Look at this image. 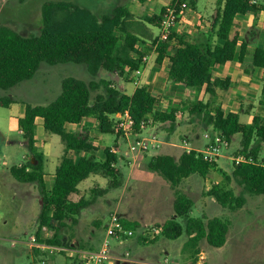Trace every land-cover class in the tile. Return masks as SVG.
Masks as SVG:
<instances>
[{
    "label": "trees",
    "instance_id": "1",
    "mask_svg": "<svg viewBox=\"0 0 264 264\" xmlns=\"http://www.w3.org/2000/svg\"><path fill=\"white\" fill-rule=\"evenodd\" d=\"M164 12L165 9L160 15L151 16L142 22L135 20L126 6L115 8L111 14L97 15L73 2L59 0L43 4V27L39 36H23L12 28L0 25V90L7 91L33 79L42 63L85 65L93 79L88 83L74 77L65 78L61 94L54 102L46 106L27 104L24 115L17 119V127L26 141L31 158L24 165L12 167L11 174L20 182L37 184L42 197L40 229L48 227L59 231L67 227L69 220L77 222L75 217L88 206V201L84 198L73 201L71 198L79 192L78 186L91 175H101L115 188L121 183V174L116 168L117 154L107 148L103 152L104 159H99V148L90 137L68 132V125H79L93 117L102 133L120 135L111 118L127 112L135 121V134L141 132L142 123L149 121L176 123L178 110L172 109L165 113L157 111L158 99L148 87H138L129 96L122 89L112 87L108 81H97L99 72H118L124 79L131 81L143 59L136 45L151 40L156 45L157 63L162 64L166 59L169 61L171 83L188 89L205 90L214 95L216 87L227 88L228 85V82L213 80L215 68L234 61L238 52L240 63L248 55V44L242 43L239 47L241 22L238 17L264 13V1L219 0L210 29L211 34L223 42L222 45L180 40V46L174 48V33L168 41H160L154 37L147 24L159 27ZM252 65L264 72V48L255 49ZM102 87L106 89L105 94L98 95L93 101V92ZM14 103L12 98L0 95V107L9 108ZM188 111L192 116H206L213 132L221 134L229 142L236 135L241 136V153L251 161L234 165L233 178L246 193L264 195V164L259 160L264 145V119L254 116L252 123L245 125L240 122L239 114L210 108L209 104L201 101L192 104ZM40 120L46 133L58 136L66 150L56 169L50 192L45 184V157L36 146ZM70 153H74V156H69ZM148 167L162 176L172 189H177L183 180L192 175L207 178L216 164L206 161L202 153L185 151L178 159L159 154L150 161ZM208 195L232 210L241 209L246 203L245 198L236 196L232 190L220 184L215 185ZM193 207L191 198L178 194L174 204L175 213L186 218V225L168 220L161 225L162 236L176 240L186 233L189 237L187 246L194 250L195 255L200 254L199 245L204 239L212 247H223L227 242L229 221L214 218L206 224L200 218L190 217ZM124 223L128 228L138 227L135 223ZM55 237L58 238L57 233ZM50 243L58 244L59 241L51 240Z\"/></svg>",
    "mask_w": 264,
    "mask_h": 264
},
{
    "label": "rangeland",
    "instance_id": "2",
    "mask_svg": "<svg viewBox=\"0 0 264 264\" xmlns=\"http://www.w3.org/2000/svg\"><path fill=\"white\" fill-rule=\"evenodd\" d=\"M47 1L59 0H0V25L12 28L23 36H39L43 27L42 6ZM65 1L73 2L97 15L111 14L115 8L127 5L126 0ZM130 1L133 5L134 0ZM253 1L259 3L264 0ZM210 4L211 0H196V11L207 15L210 12ZM250 16L245 23L247 27L243 30V38L246 40L256 38L261 29L258 18ZM69 77L82 79L88 83L93 80L85 65L42 63L33 79L7 91L0 90L1 96H8L15 102L9 108L0 107V264H34L32 250L45 251L41 252L40 257L43 260H50V264H67L73 260L72 249L85 251L97 249L105 237L109 218L114 213H118L124 220L139 214L138 227L161 226L168 220H175L185 226L186 218L177 216L174 209L178 194L194 201L191 218H200L206 224L214 218L229 221L226 244L215 248L204 239L199 245L200 254L195 255L194 250L187 246L189 237L186 233L176 240H169L161 235L153 241L142 240L140 233H136V236L128 241L111 240L113 257H122L129 253L126 260L120 264H264V195L246 193L233 178L234 159L243 156L241 136L236 135L230 147L223 149L215 163L216 168L210 172L207 179L197 174L192 175L189 180H183L177 189H172L162 176L148 167L154 156L167 153L166 150H162V141H166L172 134L171 127L167 124L156 129L155 135L157 137L160 135L162 140L158 137L160 146L140 152H132L131 145L140 140L139 138L151 139L154 133L150 128H147L145 134L140 137V134L135 133L127 137L123 134H103L98 123L81 128L69 126V131H87L94 142L117 151L116 165L121 174L119 178L121 186L115 188L102 176L92 175L79 185L80 196L74 194L71 198L73 201L81 198L88 201V206L83 208L78 216L79 227L78 222L73 223L69 220L67 227L59 231L48 228L47 232H40L41 206L38 202H29L30 196L40 194L39 189L33 193L31 183L20 182L11 174L12 167L24 165L31 158L26 141L17 127L16 118L20 116L24 105L46 106L54 102L61 94L62 81ZM105 92L104 87L93 92L92 100L95 101L98 95ZM254 106L253 109L247 110L248 104L245 103L240 120L242 124L252 122L253 114L248 116L246 112L251 114L255 109L259 115L262 114L258 95ZM179 110L177 115L180 119L190 121L186 125L189 131L184 130L176 134V140L173 142L178 145L188 143L187 148L204 149V146L209 144L205 134L213 133L208 118L203 115L200 117L190 115L187 107ZM40 139L56 141L52 143V149L57 150V154L63 152L64 145L60 138L46 133L41 120L38 122L37 145L39 151H44ZM191 142L192 144H189ZM173 154L178 157L179 152ZM261 154L260 158H264V145ZM135 156L138 157L137 163L134 160ZM98 157L102 159L103 155L99 153ZM140 161L142 163L136 167ZM217 184L232 190L236 196L245 198L244 207L232 210L223 207L214 197L209 196V192ZM56 233L58 238H54ZM35 236L40 244L60 246L66 250L51 255L49 249L31 247V239ZM51 240L59 243L52 244Z\"/></svg>",
    "mask_w": 264,
    "mask_h": 264
},
{
    "label": "crops",
    "instance_id": "3",
    "mask_svg": "<svg viewBox=\"0 0 264 264\" xmlns=\"http://www.w3.org/2000/svg\"><path fill=\"white\" fill-rule=\"evenodd\" d=\"M171 1L172 0H139V1L134 0V3L132 5L130 0H126L127 5H123V6H126L130 10V12L135 16V20L144 22L145 19L151 16L160 15L162 11L171 3ZM191 1L192 3L190 9L181 16L179 23L174 30L175 38L172 42L174 48H178L180 46V40L189 43H201V44L213 43V44L222 45L223 42L217 39L215 36H213L211 34V29H210L211 20L215 12V9L218 8L219 0H211L210 12H208L207 15L197 12L195 7L196 0H191ZM253 2L258 3L255 1ZM250 15H254V14L238 17V21L241 22V29H240L241 42L239 44V47L241 46L242 43L248 44V50H249L248 55L244 58L243 62L240 63L238 58L239 56V52H238L234 61L215 68L214 71L215 74L213 80L217 79L222 82H228V85L227 88H224L222 86L216 87L214 91V95L207 93L205 90L188 89L183 85L171 83L169 81V69H170L169 61L168 59H166L162 64L157 63L156 45L151 40L147 41L144 44L138 43L136 45V49L143 54V59L140 68L137 70L140 71V74H138L136 71L133 74V78L131 81H127L126 79H124L122 76H120L118 72H108L106 70H101L96 80L108 81L112 84V87L116 89H122L129 96H132L138 87L146 86L148 87L149 91L158 99L156 110L163 113L170 112V110L172 109H177L178 110L177 114H178V112L180 111L179 109L186 107L189 109L192 104L201 101L206 104H209L210 108H221L225 113L239 114L241 120L242 110L244 108L245 103L247 102L248 104L247 110L253 109L255 107L254 105H256V99L258 95L259 108L262 109V114L259 115L255 109L254 111L252 110L253 112L251 111L252 112L251 114H249L246 111L245 112L246 115L248 116L253 114V118L254 116H259L264 119V96H263L264 72L262 69L256 68L252 65V54L255 51V49L264 48V13L262 12L258 15H254L259 20L258 21L259 27L261 28L259 35L256 34L257 35L256 38L254 39L251 38L250 40H246L243 38V30L244 28L247 27L245 23L246 20L249 17H251ZM147 26L153 32L154 37H158L159 27H154L149 24H147ZM132 56L133 55H130V57ZM145 58L147 59L146 62L144 60ZM25 108L26 106L24 105L23 109H21L22 111L20 113V116L16 118V123H17V119L24 115ZM177 114H176L175 125L171 124L170 122L161 123V124L157 122L156 123L153 122L152 123L153 126L150 127L151 124L150 123L146 127V129L150 128L154 134L155 133L157 134L156 129L158 128V126L167 124L171 127L170 131H172V134L170 132L171 135L166 138V141L165 140L162 141L160 139V135H158L159 139L163 143L162 150H166L167 152L164 155H171L175 158H179L181 154L185 151L187 152L196 151L199 153L204 152L207 144L204 146V149L200 150L195 148H187L188 143H184V144L181 143L180 145H178L173 142L174 140H176L175 137L176 134L184 130L189 131L186 125H188L190 121L187 122L186 120L180 119V117ZM111 119L115 121L117 119V115L113 116ZM94 123H98V122L95 118L91 117L85 119L79 125H68L66 129L68 132L87 134L90 137V140L99 148L98 154L101 153L103 155L104 150L111 147H103L101 143L99 144L97 142H94V140L91 138V136L87 131L82 132L79 130L78 132H76V131L68 130L69 126H76L77 128H81L84 126L86 127V125L91 126ZM251 123H248L247 125ZM145 130H141V132L139 133L140 134L139 137L145 134ZM36 139H37V133H36ZM40 140H41L40 142H42L41 146L44 150L41 152L44 154L45 157V174H46L45 184L47 191L50 192L53 188V184L55 181L56 169L60 165L63 157L65 156L66 150L64 146L63 152L61 154H57V150L52 149V143H56V141L48 142L44 139H40ZM233 140L234 138L232 139L230 144H232ZM43 141L45 143H43ZM189 144H192V142ZM36 146L38 148L37 143ZM111 149L113 153L117 154L116 153L117 151L114 148ZM174 152L175 154L179 152L178 157H176L173 154ZM262 154H260V156H262ZM69 156L73 157L74 153H70ZM260 156H259L260 162L264 163V158L263 157L260 158ZM137 158L138 157L136 156L134 157L135 163H137L138 161ZM102 159H104V155ZM142 161L138 162V165L136 167H139ZM134 173L135 170L133 171V175ZM189 179L190 177L187 178V180ZM31 184H32L31 187L33 193H36L38 189L37 184L34 183ZM78 190H79V186H78ZM77 194H79L80 196V190ZM29 202L31 203L38 202V205L42 206L41 194H34L30 196ZM78 216L75 217V219L77 220L78 222L77 224L79 227L80 221L78 219ZM138 217H140L139 214L135 217H129V219L126 218L127 220H124L123 218L122 219L125 222L135 223L139 225V223L137 222L139 221ZM41 252H45V251L34 252V250H32V258L34 264H38L43 261V259H41L40 257Z\"/></svg>",
    "mask_w": 264,
    "mask_h": 264
},
{
    "label": "built area",
    "instance_id": "4",
    "mask_svg": "<svg viewBox=\"0 0 264 264\" xmlns=\"http://www.w3.org/2000/svg\"><path fill=\"white\" fill-rule=\"evenodd\" d=\"M191 0H172L171 3L165 8L164 15L162 17L161 23L159 25V35L160 41H168L175 28L177 27L181 16L190 9ZM145 62L147 59H144ZM140 74V71H137ZM151 123V121L142 123V130ZM135 121L130 113L119 114L115 120V130L117 133H121L124 136L130 137L134 134ZM205 138L209 140L207 149L202 152L203 158L211 163H216L218 157L220 156L223 149H228L230 147V142L221 134L213 132L212 134H205ZM131 145V151H147L156 149L160 146L157 135H151L149 138H139ZM235 165L242 162L251 161L245 156L235 158ZM1 164V161H0ZM264 164V163H263ZM48 227H42L39 231L47 232ZM163 229L159 225H146L137 228H128L122 217L118 213H114L109 218V224L106 227L105 237L103 238L101 244L97 249L94 250H80L72 249L71 254L73 260L69 261L67 264H120L121 261H125L126 257L129 256L127 252L122 257H113L111 254V240L116 241H128L136 236V233H140V239L142 240H155L162 235ZM38 247L39 249H49L51 255L56 252L60 253L66 249L60 246H48L45 244L38 243L37 237H32L31 247ZM114 260V262H111ZM111 262V263H110ZM42 264H50V260H43Z\"/></svg>",
    "mask_w": 264,
    "mask_h": 264
}]
</instances>
